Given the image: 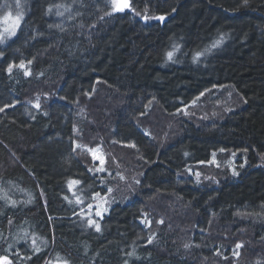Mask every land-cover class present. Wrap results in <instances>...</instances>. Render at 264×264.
I'll return each instance as SVG.
<instances>
[{"label":"trees","instance_id":"obj_1","mask_svg":"<svg viewBox=\"0 0 264 264\" xmlns=\"http://www.w3.org/2000/svg\"><path fill=\"white\" fill-rule=\"evenodd\" d=\"M128 1L0 0L21 21L0 48V262L49 261L11 246L21 187L72 264H264V0ZM68 181L106 199L101 234L72 239Z\"/></svg>","mask_w":264,"mask_h":264},{"label":"rangeland","instance_id":"obj_2","mask_svg":"<svg viewBox=\"0 0 264 264\" xmlns=\"http://www.w3.org/2000/svg\"><path fill=\"white\" fill-rule=\"evenodd\" d=\"M129 13L130 10L125 14ZM7 17L9 18L5 19L4 17L0 19V34L8 36L5 41L0 42V48L6 47L15 39L21 26L20 21L19 26L15 29V34H10V31L5 32L6 29L11 30L18 16ZM204 114L205 113H203L201 110L199 112V117L203 116ZM87 155L91 165L96 167V173L101 174L102 171L99 169H103L106 166V156L104 152L100 148H97L92 151H88ZM248 164L249 160L247 153H235L230 159L229 169L232 175L237 177L248 166ZM186 174L188 178H192V172L189 169L186 170ZM193 177L198 180V177L195 175L194 171ZM72 182L73 181H68L66 184H64L63 192L60 195L61 205L67 212V216L70 220L72 228L76 229L72 239L77 240L80 235L86 236L88 232L98 235L101 234L103 228L100 222L109 213V210L106 206V199L93 193V191L85 190L82 188L79 182ZM5 196L7 197V195ZM14 197L18 199V215H20V217H22L24 220V223L10 235L11 246L12 244H16V246H18V255L24 256L32 250L35 251V253H38L48 249V264H72L71 261L65 258L54 245L56 240L55 224L58 219H54L46 212V219L48 222V237H44L42 227L31 228L30 225L31 221L29 218H31L32 215L29 211L33 207L32 205L34 201V197L31 192L24 188L18 187V193H14ZM40 199L43 201V203H45L42 195L40 196ZM20 203H25L26 205L24 206ZM97 225L99 226V231H97ZM11 249L12 247H9V249L6 250V253H10V251L11 253H15L14 249ZM8 261L9 258L4 257V261L2 263L0 262V264H5V262L8 264ZM64 261L66 262L62 263Z\"/></svg>","mask_w":264,"mask_h":264},{"label":"snow or ice","instance_id":"obj_3","mask_svg":"<svg viewBox=\"0 0 264 264\" xmlns=\"http://www.w3.org/2000/svg\"><path fill=\"white\" fill-rule=\"evenodd\" d=\"M129 4L127 2V0H113V8L115 11H123L127 8H129ZM17 7H19V5H17ZM58 15L61 14V13H57ZM106 14H110V13H106ZM9 17H5V19H8ZM160 19H163V17H160ZM19 23H20V17L18 15L17 19L15 20V23L13 25V27L11 28V30H8L6 29L5 32H9L10 31V34H15V29L16 27L19 26ZM8 38V36L6 35H3V34H0V42H3L5 41L6 39ZM221 43V41H216L215 43H213V45L211 46L212 48H216L219 46V44ZM205 51H210V49H205ZM201 55H203V53L201 52H197L195 57H194V60L198 59ZM167 57L169 60H172L173 58V52H168L167 53ZM2 110V109H0ZM99 170H103V169H99ZM72 183H78L77 181H73ZM99 195V194H97ZM97 231H99V226L97 225ZM237 247H240V245H237ZM6 264V262H5Z\"/></svg>","mask_w":264,"mask_h":264},{"label":"water","instance_id":"obj_4","mask_svg":"<svg viewBox=\"0 0 264 264\" xmlns=\"http://www.w3.org/2000/svg\"><path fill=\"white\" fill-rule=\"evenodd\" d=\"M127 2H128V4L130 5V3H129L128 0H127ZM129 10H130V6H129V8H127V9H125V10H123V11H115V12H116L117 14L122 15V14L127 13ZM160 22H161V23H164V22H165V19H164V20H161Z\"/></svg>","mask_w":264,"mask_h":264}]
</instances>
